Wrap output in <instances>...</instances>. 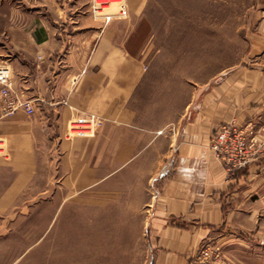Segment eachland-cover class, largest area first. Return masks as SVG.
<instances>
[{"label": "crops", "instance_id": "obj_1", "mask_svg": "<svg viewBox=\"0 0 264 264\" xmlns=\"http://www.w3.org/2000/svg\"><path fill=\"white\" fill-rule=\"evenodd\" d=\"M41 5L49 14L35 28L6 29L0 42L12 90L34 107L0 115V223L28 213L29 193L51 190L69 230L120 245L129 231L144 264H199L214 244L235 259L264 212V160L228 175L209 142L232 122L264 130V10L252 65L190 95L179 79L151 77L129 20L90 31L78 49L62 5Z\"/></svg>", "mask_w": 264, "mask_h": 264}, {"label": "rangeland", "instance_id": "obj_2", "mask_svg": "<svg viewBox=\"0 0 264 264\" xmlns=\"http://www.w3.org/2000/svg\"><path fill=\"white\" fill-rule=\"evenodd\" d=\"M55 1L62 5V15L76 32L78 49L90 31L110 22L129 20L126 34L136 31L130 39L131 48L144 57L151 77L179 79L188 85L190 95L197 87L207 92L256 60L251 47L253 40L261 37L259 16L264 0H125L127 15L116 6L113 12L99 14V5L92 0ZM43 2L53 8L52 0H0V42L6 41L2 34L6 29L27 33L35 28L38 17L49 14L41 11ZM0 68L10 66L2 61ZM0 115L3 116L2 109ZM226 125L245 131L249 124ZM251 126L249 137L260 151L250 164L253 165L264 160V130ZM5 146L0 145V152ZM39 192L33 191V196L29 193L22 201L28 205L27 214H17L12 221L0 223V264H144L146 248L133 245L129 231H125L124 245L114 237L85 239L84 230H69L67 212H55L61 199L54 198L51 190L34 197ZM63 205L67 211V203ZM256 225L252 243L237 244L235 259H228L223 249L214 244L202 249L211 252L210 258L199 261L200 252L197 262L264 264V212L259 214Z\"/></svg>", "mask_w": 264, "mask_h": 264}, {"label": "built area", "instance_id": "obj_3", "mask_svg": "<svg viewBox=\"0 0 264 264\" xmlns=\"http://www.w3.org/2000/svg\"><path fill=\"white\" fill-rule=\"evenodd\" d=\"M92 1L95 4L97 0ZM8 70L0 68V101L3 116L11 117L18 111H24L26 115L32 116L34 107L31 101L24 99L12 90V77ZM87 121L90 128H95L99 123L98 119L94 117H88ZM251 127L249 124L245 132L233 125H224L210 139L209 149L228 175H236L244 170L259 155V146L255 145L253 137H249L252 134ZM210 255L211 252L204 249L198 256V260L206 262Z\"/></svg>", "mask_w": 264, "mask_h": 264}, {"label": "bare ground", "instance_id": "obj_4", "mask_svg": "<svg viewBox=\"0 0 264 264\" xmlns=\"http://www.w3.org/2000/svg\"><path fill=\"white\" fill-rule=\"evenodd\" d=\"M97 5H99V11H97L99 14H102L103 12H113L114 7L120 8V11L123 10L124 14L126 13V1L125 0H97ZM134 7V6H132ZM129 8V7H128ZM121 15H124L123 13H120ZM127 15V14H125ZM108 16V15H107ZM113 16V15H112ZM111 18V16H108V20ZM111 20V19H110Z\"/></svg>", "mask_w": 264, "mask_h": 264}]
</instances>
